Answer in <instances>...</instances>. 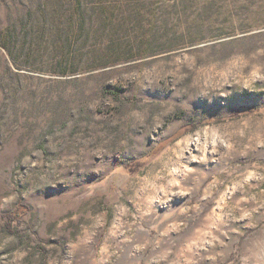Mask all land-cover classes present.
Returning a JSON list of instances; mask_svg holds the SVG:
<instances>
[{
  "label": "rangeland",
  "instance_id": "obj_1",
  "mask_svg": "<svg viewBox=\"0 0 264 264\" xmlns=\"http://www.w3.org/2000/svg\"><path fill=\"white\" fill-rule=\"evenodd\" d=\"M0 264H264V0H0Z\"/></svg>",
  "mask_w": 264,
  "mask_h": 264
},
{
  "label": "bare ground",
  "instance_id": "obj_2",
  "mask_svg": "<svg viewBox=\"0 0 264 264\" xmlns=\"http://www.w3.org/2000/svg\"><path fill=\"white\" fill-rule=\"evenodd\" d=\"M154 212L156 213V211L154 210Z\"/></svg>",
  "mask_w": 264,
  "mask_h": 264
},
{
  "label": "trees",
  "instance_id": "obj_3",
  "mask_svg": "<svg viewBox=\"0 0 264 264\" xmlns=\"http://www.w3.org/2000/svg\"><path fill=\"white\" fill-rule=\"evenodd\" d=\"M10 220V219H9ZM14 220V219H13ZM13 220H11V221H13Z\"/></svg>",
  "mask_w": 264,
  "mask_h": 264
}]
</instances>
